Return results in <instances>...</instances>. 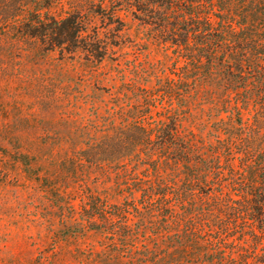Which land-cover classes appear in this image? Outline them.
<instances>
[{
	"label": "trees",
	"instance_id": "trees-1",
	"mask_svg": "<svg viewBox=\"0 0 264 264\" xmlns=\"http://www.w3.org/2000/svg\"><path fill=\"white\" fill-rule=\"evenodd\" d=\"M120 1L140 12L154 47L168 44L164 61L174 71L135 66L131 79L122 71L135 99L114 103L97 121L88 155L133 158L134 185L117 180L129 186L130 201L110 210L90 194L70 226L143 246L137 264H264V0ZM82 16L75 7L59 18L27 19L23 28L48 35L50 50L82 49L99 65L110 44L96 30L87 42ZM154 77L159 85L149 91ZM153 91L168 103L150 121ZM205 114L216 115L210 131L191 116ZM141 169L147 173L138 178Z\"/></svg>",
	"mask_w": 264,
	"mask_h": 264
},
{
	"label": "rangeland",
	"instance_id": "rangeland-1",
	"mask_svg": "<svg viewBox=\"0 0 264 264\" xmlns=\"http://www.w3.org/2000/svg\"><path fill=\"white\" fill-rule=\"evenodd\" d=\"M99 5L102 14L93 12ZM75 7L83 14V38L92 41L96 30L100 41L110 44L109 58L99 65L82 49L50 50L48 35L23 28L27 19L59 18ZM1 8L0 264H137L143 246L132 241L122 246L108 234L70 224L90 194L107 201L110 210L130 201L129 186L117 180L128 177L134 185L128 176L133 158L120 163L113 150L92 159L93 127L114 103L135 99L136 89L123 81L135 66L149 71L156 66L163 76L174 71L164 61L171 48L154 47L140 12L120 0H6ZM151 81L149 91L159 85L157 77ZM153 92L150 121L163 115L168 103L162 92ZM191 116L202 121L198 129L214 127L216 115ZM146 173L141 169L138 178Z\"/></svg>",
	"mask_w": 264,
	"mask_h": 264
}]
</instances>
